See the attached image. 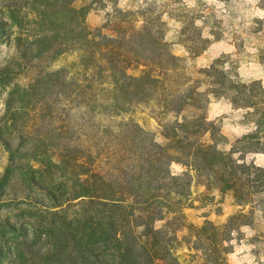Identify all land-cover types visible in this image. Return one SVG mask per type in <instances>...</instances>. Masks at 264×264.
<instances>
[{"label":"trees","instance_id":"16d2710c","mask_svg":"<svg viewBox=\"0 0 264 264\" xmlns=\"http://www.w3.org/2000/svg\"><path fill=\"white\" fill-rule=\"evenodd\" d=\"M30 1L17 6L31 14V24L40 29L37 39L46 38V22L63 24L64 40L56 50L77 51L82 76L78 85L66 83L67 97L71 102L77 96L85 114L89 102H97L100 121L93 147L38 162L59 175L45 191L51 207L21 199L46 217L35 219L38 228L30 240L12 236L11 264H180L174 255L180 245L200 252L204 264H227L233 218L221 227L207 222L197 228L187 224L183 210L195 178L206 190L231 193L239 205L250 204L259 193L252 189L263 169L220 148L225 138L208 121L206 109L211 99L227 100L245 110L254 126L242 142L264 140V87L242 81L221 60L190 70L165 41L161 14L142 16L136 27L123 20L128 13L114 11L111 34H105L87 27V7H75L74 0ZM174 15L179 44L191 58L221 35L211 28L204 36L197 23L207 19L194 8L184 5ZM258 53L264 60V47ZM149 104L158 116L173 117L159 124L163 144L137 123L120 119L134 106ZM172 163L187 171L171 174ZM183 231L187 235L179 236Z\"/></svg>","mask_w":264,"mask_h":264},{"label":"rangeland","instance_id":"374dc122","mask_svg":"<svg viewBox=\"0 0 264 264\" xmlns=\"http://www.w3.org/2000/svg\"><path fill=\"white\" fill-rule=\"evenodd\" d=\"M20 1L0 0V264H11L12 236L30 240L38 228L35 219L46 217L42 213L45 211L21 199L51 207L45 191L59 175L38 162H46L48 156L55 161L59 154L86 145L93 147L100 121L95 111L97 102H89L91 111L85 114L77 96L71 97V102L67 97L66 83L71 79L78 85L82 76L77 67L79 53H62L61 47L56 50L64 40L63 24L46 22L43 28L48 34L40 41L35 37L40 29H34L29 11L17 6ZM73 4L87 7V27L91 31L102 28L105 34H111L114 11L128 13L123 20H130L136 27L141 26L142 16L161 14L165 41L190 70L221 60L242 81H259L264 87V60L258 56L264 47V0H74ZM184 5L207 19L204 25L197 23L204 28V36L211 28L221 32L219 38L211 37L207 48L195 58L179 44L180 24L174 14ZM5 6H12V10ZM245 113L224 99H211L206 109L208 121L214 122L225 138L220 148L233 150L234 158L264 171V140L242 142L254 131ZM120 119L137 123L160 144L164 140L159 124L173 121L171 115L158 116L151 104L134 106ZM38 169L42 171L35 172ZM186 171L178 163L170 165L173 175ZM260 174L252 189L259 193L248 205H239L231 193L206 190L201 180L193 179L183 210L188 225L200 228L210 222L221 227L233 218L227 264H264V172ZM185 235L187 231L179 234ZM174 255L180 264H204L201 253L186 245H180Z\"/></svg>","mask_w":264,"mask_h":264}]
</instances>
